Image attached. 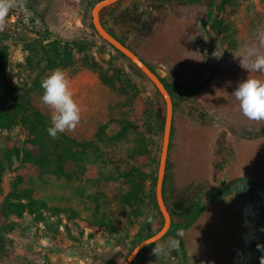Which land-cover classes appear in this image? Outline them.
Returning a JSON list of instances; mask_svg holds the SVG:
<instances>
[{
    "label": "rangeland",
    "instance_id": "374dc122",
    "mask_svg": "<svg viewBox=\"0 0 264 264\" xmlns=\"http://www.w3.org/2000/svg\"><path fill=\"white\" fill-rule=\"evenodd\" d=\"M209 2L210 0H199L195 4L181 2L183 6L173 10L176 34L169 39H160V44L164 46L162 50L157 49L149 54L141 53L138 48L141 41L136 39V33L133 40H127L128 45L139 52L153 69L163 70L164 79L171 80V77H174L178 85L191 84L192 78L188 76V71L192 73L190 69L196 72L197 67L203 68V61L196 53L195 44L203 37L206 43L210 42L212 45L211 38H206L204 33L214 37L210 31L212 23L205 19ZM216 2H223L224 7L222 15L214 21L221 20L222 28L226 26L228 29L215 39L219 53L234 59V56L238 57L248 47L259 46L260 40L264 39V0ZM25 5L32 12L30 14L28 11L29 23L16 25L14 29L7 23L6 29L0 32V38L7 48L6 76L15 87L28 93L32 104L40 109L51 123L50 110L41 101L43 90L40 86L41 81L51 72L42 71L44 63H37L36 66L32 51L35 46L45 47L54 39L63 42H93L91 49L74 54L72 65L63 69L71 80L74 99L82 110V119L76 130L63 134L78 142H90L92 146L87 149L81 162L66 163L62 175L54 172V156L49 159L44 170L37 172V177L34 178L35 174H31V181L25 184V187L32 186L34 198L45 205L37 207L36 212L29 213L25 209L20 214H12L7 218V223L12 228L6 235L5 247L0 250V264H121L132 245H137L146 239L147 235L156 233L162 222L157 205L150 212L143 207L144 216L138 219L121 213V195L130 190L129 183L122 175L142 158L149 161L153 155V171L156 174L153 173L151 177L157 175L158 144L162 137V133L158 131L163 113L162 100L151 83L131 68L125 58L120 59L113 48L91 28L92 23L85 10L81 27L87 28L88 31L65 37L55 33L53 27L43 23L36 16L29 0H25ZM35 18L40 19L39 24L34 23ZM185 20L192 23L191 29L184 27L187 23ZM190 32L195 34L194 40L188 37ZM144 36L150 37V33L147 32ZM208 47L210 49L209 45ZM167 51L175 52L176 59L183 62L188 69L168 70V65L163 63L168 59ZM212 63L214 65L216 60ZM217 64L214 67L218 66ZM230 65L227 60L219 61L218 75L212 77L211 82L220 83L231 79ZM235 67L233 78L240 82L247 79L248 73L239 66L237 58ZM119 69L127 74L124 87L112 78V73ZM251 75L264 79L261 74ZM101 77L112 86L104 84ZM35 80L37 88H33ZM198 83L196 87H204L202 83ZM233 101L236 107L239 106L236 99ZM217 106L219 105L215 108ZM230 109L222 106L218 112L224 117L226 111L230 114ZM237 115L238 111L233 112L236 118L231 119L236 122L244 118V122L238 120L235 128L231 122L227 124L225 119L219 120L220 117L216 121L211 115V120L223 127L221 135L224 136L228 148L224 155L222 171L213 185V188L224 192L221 197L223 199L211 206L219 210L218 215L213 213L211 220L216 219L225 231L236 229L239 223L241 224V199L252 196V190H262L264 193V122H252L243 115V118ZM124 121L134 122L138 130H130L124 138L118 139L116 135ZM106 123L108 128L101 135V139H97L99 127ZM250 128H255V132ZM11 144L29 148L17 127L9 133L0 134V157ZM142 149L144 153L141 152ZM145 152H148L149 156H145ZM149 166L150 163L147 171L151 172ZM24 171L25 167L15 163L4 173L0 184V203L9 193L11 183ZM241 179L247 180L244 183V193L240 192ZM147 189L148 182H145L144 190L147 192ZM211 194L212 191L206 192L208 196ZM153 195L155 196V193ZM188 197L189 194L184 200L185 203L182 202L179 207L182 208L183 204L192 200ZM170 208L174 212V208ZM76 216L97 223L98 226L83 229ZM202 227L205 229L210 226L206 222ZM191 242L193 243L188 249L190 256L185 254L183 258L181 251L175 249L166 257H156L153 254L154 247L164 244L157 242L155 246L144 251L135 264H215L216 261L227 264V253L235 246L234 243L227 244V247L216 246L222 240L215 246L214 242L213 245H209V241L199 242L204 243V247L197 246L195 240Z\"/></svg>",
    "mask_w": 264,
    "mask_h": 264
},
{
    "label": "trees",
    "instance_id": "16d2710c",
    "mask_svg": "<svg viewBox=\"0 0 264 264\" xmlns=\"http://www.w3.org/2000/svg\"><path fill=\"white\" fill-rule=\"evenodd\" d=\"M99 0H85V14L89 15L91 20V9L94 4ZM164 1H183L187 4L197 3L199 0H164ZM223 4V2H222ZM217 4L216 0H210L208 4V9L205 14L207 22H211L210 31L218 37L223 33L227 32L226 26L222 28V21H214L222 15V8L224 4ZM214 21V22H213ZM92 23V22H91ZM91 28L94 30L93 25ZM95 31V30H94ZM110 33V32H109ZM49 32L47 31V35ZM111 34V33H110ZM115 37L113 34H111ZM119 42L126 45L125 42L117 37ZM105 42V41H104ZM106 43V42H105ZM94 46L93 42L90 41H72L63 42L60 39H54L50 41L45 47L40 46L39 48L35 46L32 51L34 62L37 66L44 63L42 66L43 72H51L56 68L65 69L72 65L73 55L81 54ZM110 46V45H109ZM126 47L130 48L126 45ZM131 49V48H130ZM120 59H124V56L113 49ZM141 59V58H140ZM6 61H7V48L3 44V40L0 38V134L9 133L13 128L17 127L20 129L24 136V142L29 146L28 149H24L18 144H11L3 152L0 157V184L4 173L10 170L15 163L20 164L25 167L26 171L19 173L15 180L11 183V188L9 193L0 203V250L6 245V235L11 231V226L7 223V218L12 214H20L25 209L29 213L37 211V207L44 206L42 202H37L34 198V189L32 186L25 184L30 183L31 174H35L34 178L37 177V172L44 170L48 164L49 159L54 156L56 167L54 172L58 175H62L64 172V165L69 161L81 162L83 160L84 154L87 149L92 146L90 142H78L65 134H59L57 139H53L48 135L47 128L51 126L48 118L44 113L36 108L32 102L28 93L22 89H18L12 84V81L6 76ZM143 61V60H142ZM30 62V61H29ZM145 63V62H144ZM149 69L154 72V69L146 64ZM127 74L124 70L119 69L117 72L112 73V78L117 81L121 86H125ZM104 84L111 87V83H108L105 79L101 77ZM165 89L168 91L173 102V111L180 106L188 102L186 98L181 95V92L194 90L193 86H182L175 82L168 81L167 79L160 78ZM33 88H37V81H33ZM164 106L163 113L161 117V122L158 127V131L162 133L164 125ZM150 118L152 116H149ZM108 128V123L103 124L99 127L96 134L97 139H101V135L104 134L105 130ZM137 131L138 127L134 122L124 121L121 125L119 133L116 137L122 139L125 137L128 131ZM171 135L170 142L172 139ZM144 140V139H143ZM142 140V141H143ZM171 144V143H170ZM169 144V149L170 145ZM228 151L226 147V141L223 135L215 142V149L213 154L212 162V178L214 182H217L218 176L222 171V166L224 162V155ZM144 153V149L141 150ZM169 153V150H168ZM145 156H149L148 152H145ZM149 160V159H148ZM151 160V159H150ZM149 161L146 158L134 166H131L123 175L124 178L130 185V190L123 195H121V202L123 207L121 213L125 216L133 217L135 219L144 216L143 207L150 212L156 206L155 196V181L156 176L152 178L151 176L156 174L154 171L148 172L147 167ZM168 156L166 161L165 175L162 187V196H164V184L167 179L168 172ZM154 173V174H153ZM241 182H247L245 179H241ZM148 182L147 192L144 190V183ZM222 191H218L212 194L210 197L204 195L200 199L196 200L191 209L186 214H181L177 212H172L166 205V208L170 214L171 224L167 233L160 239L159 242L166 243L170 240H178L179 245L176 249L181 251L184 256V246L177 235V232L181 229L188 228L191 226L201 215L205 206L210 201L215 200ZM164 200V198H163ZM78 224L83 229H91L98 226L97 223H91L86 221L79 216H76ZM162 222L157 231L160 230ZM156 231V232H157ZM151 235H147L146 238ZM156 243L146 246L139 255L135 258L132 264L138 260V257L146 250H149ZM136 246L133 244L129 253ZM128 253V254H129ZM128 256V255H127ZM122 264V263H121Z\"/></svg>",
    "mask_w": 264,
    "mask_h": 264
},
{
    "label": "crops",
    "instance_id": "0c3cea01",
    "mask_svg": "<svg viewBox=\"0 0 264 264\" xmlns=\"http://www.w3.org/2000/svg\"><path fill=\"white\" fill-rule=\"evenodd\" d=\"M181 2L183 1L120 0L114 5L103 9L100 12V20L107 31H110L115 37L123 39L126 45L129 46L127 40H133L135 33L131 27V17H134V15L145 18L146 16H151L152 19H156L154 28L150 32V37H136V39L141 41L138 44L139 50L142 51L141 53L149 54L152 51H157V49L162 50L164 46L160 44V39L163 37L169 39L176 34L174 30L176 23L175 15H172V13L173 10L175 11L183 6ZM29 3L33 7L36 16L43 23L53 27L55 33L71 37L88 31L87 28L83 29L81 27L85 0H29ZM125 10H128L127 14L124 13ZM191 24V22H187L184 27L187 26V29H191ZM186 33L187 31L185 32V37ZM188 35V37L194 40L193 36L195 34L193 32H190ZM131 49L148 64L139 52L132 47ZM166 54L168 59L163 63L168 65V70L172 68L188 69L183 62H179L176 59L177 54L175 52L171 53V51H167ZM190 71L192 73L188 71L189 74H187L192 78V82L184 86L195 87L199 84V78H207L192 69ZM246 76L248 77V74ZM168 81L175 82L174 77H171V80ZM239 82V80L233 78L230 82L214 83L209 87L181 92V95L188 102L181 104L173 111V131L168 153L169 170L164 184V203L170 210V207H173L174 212L186 214L191 209L193 203L206 195V192L216 191V187L213 188L215 182L212 178V162L215 142L221 135L223 127L217 122L212 121L211 115L216 121L219 117V120L223 121L224 117L218 112V109L223 106L231 108L230 114H228V111L225 113L227 119L231 121L236 118L233 116V112L237 113L239 106H235L233 101L235 97L232 93ZM216 105L219 106L215 108ZM149 163L150 170L153 171L154 155L149 160ZM187 194H189L188 198L192 200L187 204H183L182 208L179 207L182 202L185 203L184 200ZM221 197L207 203L199 218L191 226L177 232L188 256L191 255V252L188 250L193 243L191 240H195L197 242L196 245L199 247L205 246L204 243H199L202 241H209V245H213L214 242L213 246H215L219 240H222L220 244L216 245H220L221 247L237 243L241 230L240 223L236 229L225 231L217 223L216 219L211 220L213 213L219 214V210L211 206L217 201L222 200L223 198ZM206 222L210 227L204 229L202 225ZM186 232H189V234L187 235ZM215 264H222V262L216 261Z\"/></svg>",
    "mask_w": 264,
    "mask_h": 264
},
{
    "label": "clouds",
    "instance_id": "9594fccd",
    "mask_svg": "<svg viewBox=\"0 0 264 264\" xmlns=\"http://www.w3.org/2000/svg\"><path fill=\"white\" fill-rule=\"evenodd\" d=\"M23 0H0V32L7 27L8 17L12 10L23 9ZM239 66L248 73L247 79L238 83L232 93L238 101L242 115L252 122H264V79L252 76V73L264 75V39L259 46L253 45L244 50L238 57ZM43 90L41 101L51 113V126L48 135L57 139L59 134L72 133L79 126L82 115L81 107L74 99L71 80L66 71L56 68L41 81ZM179 245L178 240H170L154 247L156 257H166Z\"/></svg>",
    "mask_w": 264,
    "mask_h": 264
},
{
    "label": "flooded vegetation",
    "instance_id": "af4514ba",
    "mask_svg": "<svg viewBox=\"0 0 264 264\" xmlns=\"http://www.w3.org/2000/svg\"><path fill=\"white\" fill-rule=\"evenodd\" d=\"M124 13L127 14L128 10H125ZM155 21L156 19H152L151 16H146L145 18V17L134 15V17H131L130 22L132 24L131 27L135 31L137 37H140V36H144L145 33L147 32L150 33L152 31V29L154 28ZM204 36L206 38L207 37L211 38L212 45L218 51V54L216 56L213 55L212 51H210L207 43L205 42V38L203 37H201V40H199V42L195 44L196 53L198 54L199 58H201V60L203 61V68L197 67L196 72L200 73V75L203 74L204 76L207 77L206 79L199 78V82L202 83L204 87H209L210 85L214 84L211 82V78L216 77L218 75L217 70L219 66V61H225V60L231 63L230 65L231 71H232L231 79L226 80L230 82L234 77V71L236 69L235 58L233 59V57H231L230 59L228 58V56L221 55L219 53L220 50L218 49L216 45L215 39L217 37L215 35L214 37H211V35L204 33ZM213 60H216V63H218L217 64L218 66L214 67L216 63L213 65L212 63ZM195 89L198 90L200 88L195 86ZM239 115L241 118H243V116H241L242 113L240 112V109L238 110L237 116ZM224 119H225L224 121H226L225 123L228 124L231 122L232 127L234 128L237 127L239 119L236 120V122L233 120L230 121L229 119H227L226 116H224ZM241 120L242 122H244L243 121L244 118ZM242 126L244 127V124ZM250 129H253L251 131L255 132V128H250ZM244 183L241 182V185H240L241 193L246 192ZM215 190L216 191L212 192V194H215L216 192L219 191V189H215ZM252 191H253L252 196H248L247 199H243V200L241 199L240 201L241 208H242V220H241V225H240L241 230L239 232L238 240L234 248L227 253L229 264H262L264 262V193L262 192V190H256L258 193L254 190ZM222 195H224L223 191L222 193H220V195L217 198L221 197ZM185 254L186 253L184 249V256L182 255L183 258L185 257Z\"/></svg>",
    "mask_w": 264,
    "mask_h": 264
},
{
    "label": "water",
    "instance_id": "95a60500",
    "mask_svg": "<svg viewBox=\"0 0 264 264\" xmlns=\"http://www.w3.org/2000/svg\"><path fill=\"white\" fill-rule=\"evenodd\" d=\"M120 0H100L91 9V22L93 28L97 35L110 45L113 49L121 53L125 60L130 64V67L137 71L142 77L151 83V85L158 92L162 105L164 106V125L162 131L161 141L159 145V156H158V167L155 183V201L158 208V212L162 219V226L159 231L152 234L150 237L139 242L132 251L128 254L126 259L122 264H132L135 258L139 253L148 245L157 243L160 239L167 233L170 228L171 218L170 214L165 206L163 196H162V187L165 175L166 161L168 156L169 144H170V135L172 127V118H173V102L168 91L165 89L163 83L160 81V78H163L165 72L163 70L154 69L152 72L149 67L140 59V57L132 51V49L126 47L121 42L113 37L102 25L100 20V12L117 3ZM210 46V51L213 55H217L218 51L211 45L210 42H207ZM221 58V56H220Z\"/></svg>",
    "mask_w": 264,
    "mask_h": 264
},
{
    "label": "built area",
    "instance_id": "2783aa9c",
    "mask_svg": "<svg viewBox=\"0 0 264 264\" xmlns=\"http://www.w3.org/2000/svg\"><path fill=\"white\" fill-rule=\"evenodd\" d=\"M24 2V5H25V0H23ZM30 11L29 9H27L26 5L24 6L23 9H14L10 12L9 14V17H8V24L10 26L11 29H14V27L17 25H24L27 23H29V20L27 19L30 14H32V12L30 11V14L29 12ZM29 15H28V14ZM34 23L35 24H39L40 23V19L39 18H35L34 19Z\"/></svg>",
    "mask_w": 264,
    "mask_h": 264
}]
</instances>
